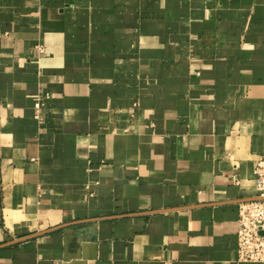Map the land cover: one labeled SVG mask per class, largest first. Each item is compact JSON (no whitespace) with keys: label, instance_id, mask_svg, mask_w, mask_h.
Here are the masks:
<instances>
[{"label":"crops","instance_id":"1","mask_svg":"<svg viewBox=\"0 0 264 264\" xmlns=\"http://www.w3.org/2000/svg\"><path fill=\"white\" fill-rule=\"evenodd\" d=\"M260 159L264 0H0V264H264Z\"/></svg>","mask_w":264,"mask_h":264},{"label":"built area","instance_id":"2","mask_svg":"<svg viewBox=\"0 0 264 264\" xmlns=\"http://www.w3.org/2000/svg\"><path fill=\"white\" fill-rule=\"evenodd\" d=\"M43 52V48H40ZM43 102L38 99L35 103L36 117H41ZM256 196L264 197V159L257 161L255 166ZM93 195L91 186L86 185ZM238 259L246 261L264 262V198L241 202L239 205L238 221Z\"/></svg>","mask_w":264,"mask_h":264},{"label":"water","instance_id":"3","mask_svg":"<svg viewBox=\"0 0 264 264\" xmlns=\"http://www.w3.org/2000/svg\"><path fill=\"white\" fill-rule=\"evenodd\" d=\"M263 198L264 197H262V196H255V197L243 198V199H239V200H240V202H245V201L259 200V199H263ZM84 220H92V219H84ZM84 220H77V221H74V222H70V223L62 224V225H59V226H56V227H52V228H49V229H47L45 231H42V232H37V233H34V234H30V235L21 237L19 239H15V240H13V241H11L9 243L3 244V245H7V244H10V243H16V242H19V241L27 240V239H30V238L35 237L37 235H40L42 233H46L47 231H51L53 229H58V228L71 226V225L76 224V223H81ZM3 245H0V246H3Z\"/></svg>","mask_w":264,"mask_h":264},{"label":"rangeland","instance_id":"4","mask_svg":"<svg viewBox=\"0 0 264 264\" xmlns=\"http://www.w3.org/2000/svg\"><path fill=\"white\" fill-rule=\"evenodd\" d=\"M256 193H257V191H256Z\"/></svg>","mask_w":264,"mask_h":264}]
</instances>
